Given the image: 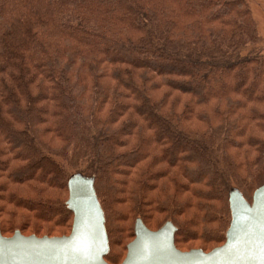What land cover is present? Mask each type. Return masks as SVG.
Segmentation results:
<instances>
[{"label":"trees","instance_id":"trees-1","mask_svg":"<svg viewBox=\"0 0 264 264\" xmlns=\"http://www.w3.org/2000/svg\"><path fill=\"white\" fill-rule=\"evenodd\" d=\"M260 41L245 0H0L1 233L70 235L83 176L109 264L138 220L224 245L264 185Z\"/></svg>","mask_w":264,"mask_h":264},{"label":"water","instance_id":"water-1","mask_svg":"<svg viewBox=\"0 0 264 264\" xmlns=\"http://www.w3.org/2000/svg\"><path fill=\"white\" fill-rule=\"evenodd\" d=\"M68 191L67 205L74 215L70 235L40 238L16 232L5 237L0 231V264H109V239L94 181L74 176ZM230 208L227 241L211 252H183L176 246L172 223L153 231L138 220L122 264H264V185L252 203L234 191Z\"/></svg>","mask_w":264,"mask_h":264},{"label":"rangeland","instance_id":"rangeland-1","mask_svg":"<svg viewBox=\"0 0 264 264\" xmlns=\"http://www.w3.org/2000/svg\"><path fill=\"white\" fill-rule=\"evenodd\" d=\"M245 1L248 3L252 16L256 22L258 34L261 40L259 42L260 44L259 46L264 52V0H245ZM248 199L250 200L251 198L248 197ZM9 235L11 234H4L5 237H11ZM24 235L28 236V234H24ZM128 244H129V239H126L124 242L121 241L115 242V245L112 248L113 262H116V264H120L123 260H125L124 258L126 256V247L128 246ZM200 246H201L200 243H187L177 248L183 252H188L195 249H201Z\"/></svg>","mask_w":264,"mask_h":264}]
</instances>
